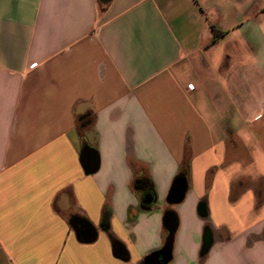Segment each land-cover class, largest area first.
I'll use <instances>...</instances> for the list:
<instances>
[{"label":"crops","instance_id":"0c3cea01","mask_svg":"<svg viewBox=\"0 0 264 264\" xmlns=\"http://www.w3.org/2000/svg\"><path fill=\"white\" fill-rule=\"evenodd\" d=\"M168 211L166 264H264V0H0V264H145Z\"/></svg>","mask_w":264,"mask_h":264},{"label":"water","instance_id":"95a60500","mask_svg":"<svg viewBox=\"0 0 264 264\" xmlns=\"http://www.w3.org/2000/svg\"><path fill=\"white\" fill-rule=\"evenodd\" d=\"M101 3H108L111 0H98ZM79 162L80 165L83 169V172L86 175H91L97 172L98 168H99V158H98V154L97 152L88 147V146H84L81 151H80V155H79ZM174 185H178L182 190L185 189V178H178L175 180ZM71 223L73 224V228L75 230V232L77 233V235L79 236H83L86 239H90L91 238V229L88 227L87 224H85L84 222H78V224L76 223V221H71ZM163 227L164 229L167 231L168 233V238L166 239V242L164 244V246L161 248L160 251L155 252L153 254H151L146 260H145V264H151V260H153L154 258L160 257V263L159 264H166L169 260H170V252H171V240H172V235L173 232L175 231L176 227H177V220L175 218V215L173 212L168 211L164 214V218H163ZM84 229L83 232H79L78 230ZM115 254L119 257V258H124L125 253L123 251V248L120 245H117L115 248Z\"/></svg>","mask_w":264,"mask_h":264},{"label":"trees","instance_id":"16d2710c","mask_svg":"<svg viewBox=\"0 0 264 264\" xmlns=\"http://www.w3.org/2000/svg\"><path fill=\"white\" fill-rule=\"evenodd\" d=\"M97 2L99 6L105 5L104 3H101L98 0ZM221 35H222L221 33L213 31V40L217 39ZM187 169H188V163L183 161V163H181L180 171L177 177L173 180L171 184V188L169 190L168 201L171 204L179 203L183 198L185 189L182 190L178 185H174V182L178 178H184L186 176ZM132 186L133 189L137 190L141 194L143 204H145L146 207H153L151 205L154 198V192L150 180H146V178L143 177H136L133 180ZM107 216H108L107 213L104 212L102 218V228L105 230H107Z\"/></svg>","mask_w":264,"mask_h":264},{"label":"flooded vegetation","instance_id":"af4514ba","mask_svg":"<svg viewBox=\"0 0 264 264\" xmlns=\"http://www.w3.org/2000/svg\"><path fill=\"white\" fill-rule=\"evenodd\" d=\"M83 230H85V228L84 229H81L80 230V228H79V232H83ZM160 260H161V258L160 257H157V258H154L153 260H151V264H159L160 263Z\"/></svg>","mask_w":264,"mask_h":264},{"label":"built area","instance_id":"2783aa9c","mask_svg":"<svg viewBox=\"0 0 264 264\" xmlns=\"http://www.w3.org/2000/svg\"><path fill=\"white\" fill-rule=\"evenodd\" d=\"M189 88H191V86H188Z\"/></svg>","mask_w":264,"mask_h":264}]
</instances>
